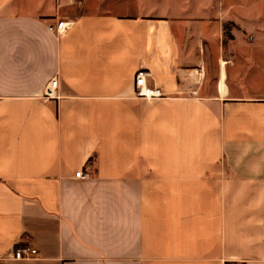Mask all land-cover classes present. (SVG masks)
Listing matches in <instances>:
<instances>
[{
	"label": "crops",
	"instance_id": "0c3cea01",
	"mask_svg": "<svg viewBox=\"0 0 264 264\" xmlns=\"http://www.w3.org/2000/svg\"><path fill=\"white\" fill-rule=\"evenodd\" d=\"M217 1L0 0V264H264V24Z\"/></svg>",
	"mask_w": 264,
	"mask_h": 264
},
{
	"label": "built area",
	"instance_id": "2783aa9c",
	"mask_svg": "<svg viewBox=\"0 0 264 264\" xmlns=\"http://www.w3.org/2000/svg\"><path fill=\"white\" fill-rule=\"evenodd\" d=\"M70 23L59 22L56 27L51 26L49 30L51 32H56L57 34H63L69 29ZM150 73L146 70H140L135 78L134 83V93L135 97L141 100H161L166 96L163 91L156 87L150 86L148 84V78H150ZM59 80L57 78H53L48 85L46 86L42 98L45 101H57L59 96ZM76 178H86V175L83 171L77 172L75 175ZM38 255V251L35 248L25 247L15 249L14 252L10 255V258L13 260H30L36 258Z\"/></svg>",
	"mask_w": 264,
	"mask_h": 264
},
{
	"label": "rangeland",
	"instance_id": "374dc122",
	"mask_svg": "<svg viewBox=\"0 0 264 264\" xmlns=\"http://www.w3.org/2000/svg\"><path fill=\"white\" fill-rule=\"evenodd\" d=\"M87 1H88V3L92 4V6L96 10L107 11V10H115V6L117 5L116 3H122L123 4L124 2H127V1L130 2V1H134V0H87ZM206 1H208V0H202V1L201 0L200 1L199 0H184L187 8H192L193 6L197 7V5L202 6L204 4V2H206ZM211 1H212L210 3L211 8H213L212 5H215L214 6L215 8L218 7L219 9L220 8L222 9V7H220V2H218L217 0H211ZM224 3L226 4V6L224 7V10L226 12H229L230 7H231L230 5H233V6L242 5L244 7H237L238 8L237 10L242 9L244 14L245 13L247 14V12L252 10V12H254V15H255L254 18L256 19V15H259L260 24H264V16H263L264 15V0H260V2L259 1L255 2V0H237V1L236 0H224ZM256 3H259V7H257L258 9L256 8ZM171 4L172 5H176V4L181 5L182 0H172ZM218 16L219 15H217L216 18H218ZM224 24L226 26V37H227V39L228 40L232 39L233 38V35H232L233 23L228 20Z\"/></svg>",
	"mask_w": 264,
	"mask_h": 264
}]
</instances>
